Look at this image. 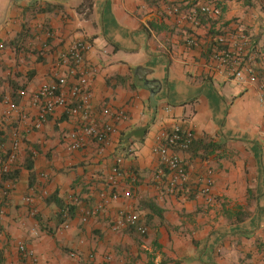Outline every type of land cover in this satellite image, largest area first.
Segmentation results:
<instances>
[{
  "label": "crops",
  "instance_id": "obj_1",
  "mask_svg": "<svg viewBox=\"0 0 264 264\" xmlns=\"http://www.w3.org/2000/svg\"><path fill=\"white\" fill-rule=\"evenodd\" d=\"M86 1L0 0V121L8 150L14 131L21 138L13 188L0 199V264H264V0L223 5L225 29L256 36L245 65L257 79L243 83L210 58L216 33L225 30L220 25L204 22L194 32L197 44L189 46V35L164 0H91L81 9ZM177 1L186 9L197 6ZM76 40L94 45L86 54L92 119L115 131L106 143L85 137L81 148L71 149L76 119L63 108L42 128L30 125L38 113L34 94L55 80L60 54ZM75 81L70 77L68 87ZM16 92L27 121L6 116L2 101L14 100ZM118 111L126 117L117 120ZM175 125L194 138L224 143L205 158L180 151L192 177L214 169L211 204L189 187L172 193L159 179L162 164L154 148ZM144 126L148 131L138 141L142 133L134 129ZM130 142V150H123ZM119 158L120 197L94 212L110 191ZM27 196L35 199V216ZM148 200L164 209L162 218ZM67 202L76 209L63 229L59 203ZM239 206L250 216L232 222L226 211ZM122 211L135 212L147 232L114 230ZM21 243L36 251V262L19 252Z\"/></svg>",
  "mask_w": 264,
  "mask_h": 264
},
{
  "label": "built area",
  "instance_id": "obj_2",
  "mask_svg": "<svg viewBox=\"0 0 264 264\" xmlns=\"http://www.w3.org/2000/svg\"><path fill=\"white\" fill-rule=\"evenodd\" d=\"M168 4V11L173 16L176 25L181 26L188 37L189 46H195V29L204 26L200 15L208 19H219L222 10L213 2L197 4L196 8L186 9L188 4L177 0H165ZM218 24V23H217ZM219 25V24H218ZM211 48V60L221 67L230 71L233 77L240 82L256 81V75L245 65V57L249 54L252 46L251 39L243 30H221L214 39ZM3 47V45H0ZM94 48L89 40H76L69 50L60 54L55 66V80L51 83L43 84L33 96V104L38 107L37 116L31 121L30 127L40 129L47 122L49 116L57 108L61 107L76 119V127L70 133L71 149H79L84 144V138L90 137L98 142L106 143L109 136L115 131V127L109 123H98L92 119L91 100L92 92L90 90L89 68L86 62V54ZM65 71V72H64ZM76 81L68 87L69 78ZM261 101L264 103V85L261 86ZM2 103L7 106L6 116L9 119L18 117L22 121L29 120L19 104L9 98L3 99ZM126 115L123 111L116 113V119H124ZM5 125L0 121V199L8 197L13 183L9 176L13 169L17 157V151L21 142L17 131L12 134V145L8 150L5 141ZM194 138V134L189 129H184L180 125H175L168 131H164L159 136V143L154 148L158 154L162 169L159 170V179L166 181L169 191L175 193L180 189L189 187L195 190L207 203L215 201L213 187L215 184V171L208 167L204 172L192 177L188 165L180 155L189 147ZM122 159L117 160V165L112 170L109 177L110 191L102 194V200L93 210H100L104 205L120 197V192L116 189L117 176L119 175ZM30 205V213L35 216L37 208L35 199L32 196L25 197ZM69 227L68 221L62 224L63 229ZM124 227L136 228L140 233L145 234L147 227L140 224L139 216L133 211H122L116 218L113 229L118 230ZM4 239V232L0 225V242ZM19 252L33 261L38 260L36 251L24 243L18 247ZM107 260L110 256L105 257Z\"/></svg>",
  "mask_w": 264,
  "mask_h": 264
},
{
  "label": "trees",
  "instance_id": "obj_3",
  "mask_svg": "<svg viewBox=\"0 0 264 264\" xmlns=\"http://www.w3.org/2000/svg\"><path fill=\"white\" fill-rule=\"evenodd\" d=\"M159 1L161 0H147V2L149 3V5H154V4H159ZM165 1V0H164ZM166 2V1H165ZM87 7H91V0H87L84 4H82L80 6L81 9H85ZM223 13V11H222ZM200 18L203 22H213V25H216L220 19L215 20V19H208L203 15H200ZM212 25V26H213ZM219 31V30H218ZM221 31L217 32V34H219ZM214 43V42H213ZM15 88V87H14ZM14 101L17 103V98L20 96H18V92L14 93ZM134 131H138L141 132L142 137L140 139H138V141L143 140L144 135L147 133L148 131V127L144 126V127H136L134 129ZM133 131V132H134ZM132 132V133H133ZM131 135V133H130ZM124 139L122 138V141ZM132 143H127V144H123V150L125 151H129L130 150V145ZM224 147V143L220 140L214 139L212 137L209 136H201L198 138H193L192 143L189 145V147L187 149H185L184 151H188L192 156H197L200 158H205L207 157L209 154L213 153L214 151L218 150V149H222ZM15 175H9L7 176V178L10 177H14ZM60 204V211H59V219H58V223L63 224L64 222H66L68 219H70L74 213H75V209H76V205L71 204L69 202L67 203H59ZM146 205L149 207V209L151 210V212L154 215H157L158 217L162 218L163 217V213H164V209L161 208L154 200H148L146 201ZM226 215L228 216V218L232 221V222H241L244 221L245 219H247L250 216V212L239 206L236 210L233 209H228L226 211ZM151 218V217H150ZM146 223H149V221L147 220ZM160 264H163V262H161Z\"/></svg>",
  "mask_w": 264,
  "mask_h": 264
},
{
  "label": "rangeland",
  "instance_id": "obj_4",
  "mask_svg": "<svg viewBox=\"0 0 264 264\" xmlns=\"http://www.w3.org/2000/svg\"><path fill=\"white\" fill-rule=\"evenodd\" d=\"M213 2V3H217V5L221 8V10L223 11V5L224 4H226L227 2H226V0H189V4L192 2L193 4H198V3H200V2H202V3H205V2ZM229 1H232V3H238L240 0H229ZM247 1V0H246ZM185 2V1H184ZM247 4V3H246ZM249 4V3H248ZM238 7V6H237ZM220 21L218 22V24L220 25L219 27H223V23H222V19H223V14H221V16H220ZM240 19V16H235L234 17V19L233 20H235V23H240V21H238ZM215 20H218V19H215ZM232 20V21H233ZM231 22V21H230ZM224 29H225V27H223ZM262 28H264L263 26H262ZM237 30H239V28H237ZM237 30H235V31H237ZM242 30H244V29H242ZM244 32L246 33V35L251 39V42H252V46H254V42L252 41L253 40V37H256V36H253L252 37V34L250 33V32H247V30H244ZM264 34V30H263V32H262V34H260L259 35V38L260 39H263L264 37L262 36ZM259 39V40H260ZM264 42V41H263ZM256 48V47H255ZM251 168H250V166L248 167V166H244V172L246 173V175L247 176H250V175H252V172H251V170H250Z\"/></svg>",
  "mask_w": 264,
  "mask_h": 264
},
{
  "label": "water",
  "instance_id": "obj_5",
  "mask_svg": "<svg viewBox=\"0 0 264 264\" xmlns=\"http://www.w3.org/2000/svg\"><path fill=\"white\" fill-rule=\"evenodd\" d=\"M151 85H154V83L152 84V83H148V86H151ZM156 86V85H155Z\"/></svg>",
  "mask_w": 264,
  "mask_h": 264
}]
</instances>
